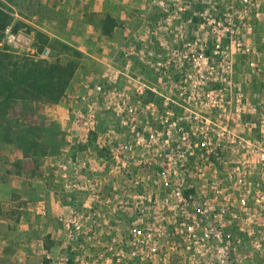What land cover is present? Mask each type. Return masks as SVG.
I'll use <instances>...</instances> for the list:
<instances>
[{
	"label": "rangeland",
	"instance_id": "obj_1",
	"mask_svg": "<svg viewBox=\"0 0 264 264\" xmlns=\"http://www.w3.org/2000/svg\"><path fill=\"white\" fill-rule=\"evenodd\" d=\"M250 1L249 6L242 5L241 0H176L175 3L172 0H106L110 5L104 12L90 11L84 20H78L73 15L71 0H0V57L10 52L51 60L53 55L63 53V58L73 57L79 62L77 74L59 106L42 103L25 106L20 102L7 115L0 112V174L4 170L8 175L18 173L21 171L19 159L28 158L24 176L14 178L13 183L0 181V207L12 206L13 218L35 221L36 234L59 239L39 244L40 249L51 250L50 258L43 256L40 264H58L63 257L71 255L66 224L73 210L84 212L83 205L91 187L130 190L132 175H139L144 180L139 188H153V169L136 165L123 167L112 158L109 149L99 147L109 131L110 140L116 144L125 139L122 117L114 110L115 103L108 108L107 94L112 97L113 93L128 92L134 95L132 102L141 100L145 106L153 103L159 110L164 109L167 97L182 100L180 103L187 98V104L206 109L210 108L204 98L207 92L224 95L226 108H234L242 98L240 108L247 112V118L240 125L248 121L254 128L255 138H259L256 128L264 113V0ZM180 7L184 9L179 10ZM203 7L209 8L218 20L235 21V31L240 36H235V40L239 39L237 44L241 46L236 45L230 51L232 67H220V60L208 54L210 69L203 71L206 79L200 82L196 76L199 69L192 61L187 63L184 53L173 52L170 43L169 50L164 51L158 39L162 35L164 41L178 39L180 43L181 35L175 38L161 34L160 23L165 26L169 15L174 18V32L180 27L193 32L198 25L197 14ZM108 15L117 22L110 37L102 30V21ZM8 28L16 36V43L8 42ZM87 30L89 34L81 36ZM206 33L209 35L205 38L211 40V32ZM224 40L230 46L229 38L225 36ZM55 42L66 44L81 56L62 50L59 44L52 50L49 44ZM38 45H44L45 50L37 57ZM141 50L144 54L138 55ZM150 50L153 56L146 58ZM99 86L102 91L97 90ZM29 141L40 146L27 155L24 148ZM262 173L264 170L258 165L254 180L261 181ZM54 206L69 208L63 209L56 218L50 208ZM104 220L110 226L113 218ZM46 221L57 223L62 229L47 233L42 226ZM127 228V223L109 229L96 227V235L103 238L107 233L121 235ZM227 234L246 238L236 230H227ZM53 242L58 245L54 246ZM245 253L244 246H239V259L243 260ZM243 263L264 264V248L258 253L253 251L252 260Z\"/></svg>",
	"mask_w": 264,
	"mask_h": 264
},
{
	"label": "built area",
	"instance_id": "obj_2",
	"mask_svg": "<svg viewBox=\"0 0 264 264\" xmlns=\"http://www.w3.org/2000/svg\"><path fill=\"white\" fill-rule=\"evenodd\" d=\"M241 4L252 3L241 0ZM210 14L209 8H202L193 32L183 27L174 32V18L169 15L166 27L162 22L159 27L163 35H181L180 43L178 39L164 41L165 36L159 35L160 47L169 50L170 43L173 52L184 53L187 63L192 61L199 69L196 76L200 82L206 79L203 71L210 69V54L220 60V67H232L229 54L236 45L241 46L239 39L235 40L240 37L235 21L218 20ZM206 32H211V40L205 38ZM6 33L8 42L16 43L10 28ZM225 36L230 46L225 44ZM143 54V50L138 52ZM150 56L152 50L146 58ZM112 95L107 94L105 101L108 108L115 103L125 139L116 144L109 131L99 147L109 149L123 167L153 169V188H139L144 181L139 175H132L130 190L91 187L84 212L73 210L66 224L71 255L58 264H244L252 260L253 251H262L264 173L259 182L254 174L258 165L264 170V113L258 120L257 139L248 121L240 125L247 118L240 108L242 98L234 108H226L224 95L207 92L204 98L210 108L206 109L187 104V98L180 103L182 100L167 97L164 109L159 110L153 103L132 102L134 95L128 92ZM105 217L113 218L110 226ZM126 223L127 231L121 235H96V227L109 229ZM227 230H236L246 238L234 237ZM239 246L247 251L243 260L239 259Z\"/></svg>",
	"mask_w": 264,
	"mask_h": 264
},
{
	"label": "trees",
	"instance_id": "obj_3",
	"mask_svg": "<svg viewBox=\"0 0 264 264\" xmlns=\"http://www.w3.org/2000/svg\"><path fill=\"white\" fill-rule=\"evenodd\" d=\"M116 27L117 22L112 16L108 15L103 19L102 30L105 36H112ZM57 44L64 51L72 52L74 56H81L79 52L60 42L49 44V47L54 50ZM38 47L37 57L45 50L44 45ZM63 55V53L55 54L51 60H47L23 57L10 52L2 53L0 57L1 114L7 115L8 111L20 102L25 106L34 103L52 105L61 103L79 67V62L75 58H63ZM175 108L182 111L178 106ZM39 146V143L29 141L24 149L29 155L33 148Z\"/></svg>",
	"mask_w": 264,
	"mask_h": 264
},
{
	"label": "crops",
	"instance_id": "obj_4",
	"mask_svg": "<svg viewBox=\"0 0 264 264\" xmlns=\"http://www.w3.org/2000/svg\"><path fill=\"white\" fill-rule=\"evenodd\" d=\"M113 5H119L118 3L111 1ZM71 5L73 7V15H76L78 20H84L86 15L90 11L93 12H104L110 4L106 0H71ZM74 19V18H73ZM89 34L88 30L86 33H83L81 36H87ZM101 36H104L101 34ZM81 52L86 53L85 50L78 48ZM55 104V106H59ZM28 158H20L18 164L20 165V170L18 173L13 172L10 175L5 172L0 174V181H12L14 178L24 176L23 170L25 168V163ZM78 162V161H76ZM87 162H85L86 164ZM7 176H10L7 178ZM24 197L25 194L20 192ZM1 205V204H0ZM52 208V214L57 218L61 215L63 209L69 208L65 206L64 208L60 206L50 207ZM14 208H1L0 207V264H40V259L44 257L50 258V249L42 247L39 248V244H43L45 241H50V239L57 241L58 238L55 236H49V234L44 238L41 235L36 234L35 232V221L25 222L23 219L17 220L12 217V212ZM21 214V213H20ZM19 215V213H18ZM44 225V226H43ZM43 229L47 233H50L52 229H62V227L53 222L46 221L42 224ZM41 226V228H42ZM60 237V236H59ZM54 246H57V242H53ZM38 248H37V247ZM48 263V262H47Z\"/></svg>",
	"mask_w": 264,
	"mask_h": 264
}]
</instances>
